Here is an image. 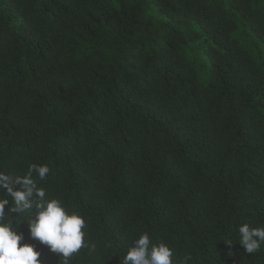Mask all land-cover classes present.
I'll return each instance as SVG.
<instances>
[{
  "label": "trees",
  "instance_id": "16d2710c",
  "mask_svg": "<svg viewBox=\"0 0 264 264\" xmlns=\"http://www.w3.org/2000/svg\"><path fill=\"white\" fill-rule=\"evenodd\" d=\"M29 178L86 222L67 264L142 233L173 264H264L238 234L264 227V0H0V208L64 264L36 197L13 211Z\"/></svg>",
  "mask_w": 264,
  "mask_h": 264
},
{
  "label": "clouds",
  "instance_id": "9594fccd",
  "mask_svg": "<svg viewBox=\"0 0 264 264\" xmlns=\"http://www.w3.org/2000/svg\"><path fill=\"white\" fill-rule=\"evenodd\" d=\"M32 169L41 180L49 173L46 165H33ZM24 184L26 191L14 194L16 207L13 211L21 213L32 208L35 196V215L27 223L29 238L46 246L51 253L63 256L64 264H67V258L88 247L83 231L86 227L84 218L76 212L69 213L56 199H45L44 190L36 188L30 178ZM4 215L0 208V264H41V253L33 244L23 242L24 233L19 231V226L5 222ZM238 234L239 245L246 254L258 252L264 243V227L242 224ZM172 258L173 251L168 245L163 242L153 244L149 234L142 233L128 248L121 264H173Z\"/></svg>",
  "mask_w": 264,
  "mask_h": 264
}]
</instances>
